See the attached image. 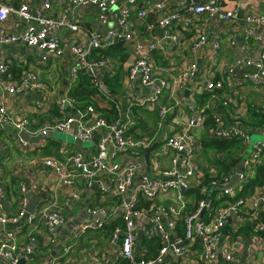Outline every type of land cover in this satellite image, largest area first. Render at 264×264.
I'll return each mask as SVG.
<instances>
[{
	"label": "built area",
	"instance_id": "1",
	"mask_svg": "<svg viewBox=\"0 0 264 264\" xmlns=\"http://www.w3.org/2000/svg\"><path fill=\"white\" fill-rule=\"evenodd\" d=\"M67 3L71 10L52 15L49 13L52 0H43L37 6L27 2L16 6L13 2L0 0V47L22 43L38 48L44 62L64 58L68 51L76 59L71 70L74 80L80 72L88 74L93 87L111 99H114L112 93L99 76V70L105 66L106 60L93 55H98L117 42L133 40L136 37V20H145L151 14L158 15L156 19L146 21V31L153 35V41L148 44L137 43L138 53L144 50L153 52L159 47L160 40L155 36L157 29L162 30L166 38L179 43L182 35L177 28L194 26L195 35L190 42V52L195 55L203 46L211 44L213 55L208 65L214 67L221 60L224 34L210 37L208 24L217 19L235 22L227 43L230 50L237 46L240 28L243 29L246 40L257 42L260 49L255 53L233 52L234 59L226 68V76L216 77L210 71L203 87L205 91L212 93L214 101H218L209 107L214 109V125L209 128L210 136L219 140L236 141L238 147L232 153L234 159L243 161V171L234 186L220 190L231 183L236 175V167L218 176L214 174V169L205 170L201 166L202 142L185 131L206 123V117L199 113L186 120L183 131L165 133L163 138L160 133L141 138L127 134L132 123V106L144 109L156 106L171 82L163 77L157 79L148 59L142 56H138L130 66L128 78L130 81L140 78L145 85H155L156 88L152 94L134 100L125 113L117 103L120 116L114 122H110L94 105L77 109L76 100L71 95L61 98L58 106L60 113H63L65 106H69L74 110L72 114L49 118L47 124L39 126H35L28 117L10 114L6 106L1 104L0 130L3 126L10 125L23 149H28L31 143L23 139L20 132L38 135L50 130L66 133L73 129L75 137L85 142L92 141L98 134L100 137L94 142L95 149L91 151L84 152L62 145L57 149L59 158L45 156L38 159L40 166L50 169L47 176L56 180L57 186L67 189L70 197L62 204L39 197L33 213L26 210V195L29 190L40 191V182H21V203L18 209L12 210L2 184L0 154V264H19L22 257L31 255L34 258L41 250L57 246L61 241L58 227H65L73 220L64 209L71 207L74 200L83 199L85 191H90L94 184H99L98 194L102 199L112 204L89 205L87 217L72 230L74 240L88 232L102 230L111 220L122 218L123 226L117 225L109 237V244L118 248L115 264L120 259L127 260L129 264H237L242 257L243 243L246 240L255 246L254 251L262 249L264 184L256 186L255 189L258 188L250 198L238 197L236 200L214 204L211 197L214 186H218L216 190L220 191L217 199L224 194L237 196L248 180L256 175L257 168L264 165V140L255 144L251 142L253 133L264 136V121L252 126H245L240 121L228 125L222 114V110L231 104L237 105L234 98L239 97L242 90L249 91L254 87L264 101V14L245 11L240 16V10H245L242 0H176L175 8L170 11L166 0H125L122 4L119 0H67ZM87 5L99 8L102 12L99 20L106 27L111 22L105 14L106 10L118 7L113 14L117 29L87 28L86 39L71 46L69 50L50 39L52 32L63 28L80 30L81 26L73 22L71 16L76 8ZM12 14L19 18L14 24L16 28L25 25L23 32H7L4 22ZM238 23H243L244 26L241 27ZM257 28H260L259 32H256ZM10 64V60L0 58V83L4 90L45 92L48 89L49 84L30 70L23 71L19 80H9L6 85L3 84L2 78L8 76ZM241 67L248 71L239 79H233L232 75ZM198 68L196 58L185 61L180 73L171 82L172 93L185 90L189 81L197 75ZM179 104L175 100L174 105H163L158 108L159 116L166 117ZM43 105L41 102L40 106ZM262 107L264 113V106ZM157 141L159 144L153 151L157 153L151 157L149 166L144 158L145 152ZM212 154L220 159L225 158L221 153ZM155 155L160 157L159 161L154 158ZM205 177L209 178L208 182L204 181ZM79 184H82L80 188ZM237 184L239 188L236 187ZM193 186H197L199 194L203 196L199 201L196 200V192L185 193ZM228 218H231V222H228ZM181 219L184 223L183 235L179 234ZM20 227L23 228L15 230ZM141 228L142 237H139L138 231ZM145 239H157L160 243L155 254L149 253L153 247L145 243ZM185 242L187 244L183 245ZM139 246L141 249L137 255ZM71 250V245L65 246L62 254L54 256L50 264H74L71 260L61 262L64 257L69 258ZM252 256V264H264V255L261 260L254 253ZM30 260L25 264H30Z\"/></svg>",
	"mask_w": 264,
	"mask_h": 264
},
{
	"label": "crops",
	"instance_id": "2",
	"mask_svg": "<svg viewBox=\"0 0 264 264\" xmlns=\"http://www.w3.org/2000/svg\"><path fill=\"white\" fill-rule=\"evenodd\" d=\"M4 1L13 2L16 6H20V4L26 2L37 6L40 5L43 0ZM119 1L122 4L125 0ZM245 1L244 8L246 13L250 11H258L264 14V0ZM175 3L176 0H166L168 11L175 8ZM71 9L72 8L69 7L67 0H52V8L49 13L52 15H60L62 12H66ZM117 9L118 7H111L106 10L105 14L107 15L109 21H111L106 27V25H102L99 20V16L102 12L95 5H87L76 8V10L72 13L71 19L73 22L78 23L81 26V29L72 31L68 28H63L52 32L50 34V39L55 40L63 49L69 50L71 46L82 43L86 39L87 28L107 30L114 27L117 29L116 24L113 22V14ZM157 17L158 15L151 14L145 20H136L134 27L136 37L133 40L117 42L109 49L101 51L98 55H93V57L98 56V58L106 60L105 66L99 70V76L105 81L109 91L110 85L111 89L116 92H114L115 95L113 97L117 100V103L123 113H125L126 110H129L131 103L134 100H140L144 96L152 94L156 88L155 85H145L140 78L132 81L129 80V68L138 56L148 59L152 66L153 73L155 74L154 76L157 79L163 77L171 82L178 76L181 71L182 64L185 61H188L193 57L196 58L199 66L197 75L189 81L187 88L185 90H177L175 94H173L172 83L170 82V86L165 89L158 104L146 109L148 112H153L156 117H159V130L155 133H160L162 136L163 132L170 133L172 131H183V129H185L184 124L186 123V120L193 114L199 113L200 115H204L206 117V122L210 119V117L213 118L214 109L209 107H211L213 103H218V101L217 99L214 101L212 99V93L203 89L205 78L210 71H212L213 75H216V77L226 76V68L234 59L233 52L237 51L239 53H248L252 51L255 53L260 49V46L252 39L246 40L244 31L240 28L237 46L235 49L230 50L227 43L229 32L235 27V22H226L217 19L209 21L208 24L210 37H214V35L217 34H224L221 41V60L214 67H210L208 65V61L213 55V48L211 44L203 46L195 53V55L190 52V42L195 35L194 26L191 28H177L179 34L182 35L179 43H174L170 39L166 38L163 31L157 29L155 31V36H157L160 40L159 47L153 52L144 50L142 53H138L136 51L137 43L141 42L143 44H148L153 41V35L146 31V21L154 20ZM18 19V16L12 14L5 20L4 26L8 33H21L25 30V25L19 26L18 28L14 26ZM238 24L241 25V27L244 26L243 23ZM259 31L260 28H257L256 32ZM0 58L11 61L8 76L2 78L3 84L6 85L9 80H19L25 70L36 72L49 84V87L45 92L28 90L23 92H8L3 89V86L0 83V105L4 104L10 114L28 117L35 124V126H39L47 124L49 118L63 117L74 112V110L69 108V106H65L63 113L58 111L59 101L61 98L68 97L70 95V90L77 84L79 78L78 76V78L74 80V75L72 74L73 71L71 72V70L76 62V59H74L68 51H66L64 58L44 62L41 50L29 47L22 43H16L0 47ZM50 63L52 66L54 64V67L48 71ZM68 67L70 70L69 73ZM15 69H19L21 72H17ZM247 71V68L241 67L236 74L232 75V78L237 80ZM187 89H190V91L189 96L186 97ZM216 93L219 92L217 91ZM175 100L179 101L180 104L176 105L173 110L166 115V117L161 118L158 114V108L163 105H174ZM41 102L44 103L43 106H40ZM234 102H236L237 105L231 104L229 107L222 110L223 120L228 125H232L235 121H240L242 124H245V126H252L261 124L262 121H264V118H261L264 114L262 112L264 101L254 87L249 91L242 90L239 97L234 98ZM134 108H138L140 110L144 109L132 106V109ZM207 110L210 111V114L206 112ZM251 112H261V114L260 116H258L259 114L253 116ZM210 127H208L205 123L203 126H196L185 131L189 132V134L193 137L200 139L202 142L203 151L201 154V161L204 155H207L214 163L219 164L220 174H223V159L219 158L220 162H217L216 157L212 154L214 150L215 152L217 150L213 146H211V149H208L210 146H206L203 142V139L205 138H213L210 136ZM14 131L15 130L10 125H5L0 130L2 184L7 192V201L11 204L12 210H15L16 208L18 209V206H20L21 203V196L19 192L20 183L25 182L28 184L31 180H37L42 186L40 191L35 192L32 190L40 197V199H49L53 202H57L58 204H62L70 197V192L63 188V186H57L56 180H52L47 176V172H49L50 169L48 167L40 166L38 159L45 156H55L59 158L57 152L54 155L48 154L47 150L49 149L47 147H56V149H58L59 146L67 145L74 149L81 148L73 144H68L60 140L50 138L53 140V142H51L48 141L49 138H46L41 141V145V142L38 143L39 146H36L37 144H31L28 149H23L18 143ZM145 136L149 135H144L143 137ZM233 145L234 147L230 148V151L226 153L225 158L232 157L234 159L232 152L237 149L238 145L237 143H234ZM93 149H95L94 143L91 147H85V151L83 149L81 150L86 152ZM153 151L154 149L150 151L149 162L151 157L157 153L156 151ZM154 158H156L157 161L160 160V157L158 158L157 155H155ZM201 161L200 164L205 170L214 169L210 167L209 159L205 162ZM240 161L242 160L240 159ZM237 166H235L236 173ZM81 185L79 184L78 187ZM236 187L239 188V184H237ZM256 189H254L255 191L252 194H249L246 197L250 198L252 195L254 196ZM98 192L99 188L98 191L93 190V188L90 191L87 190L83 195V199L74 200L71 207L64 209V212L71 216L73 220L71 223L67 224V226L58 230L61 240L60 243L57 246L41 250V253L35 255L34 258L30 260V264H50L54 256L62 254L63 248L67 245H71L72 250L68 254L69 258L66 259V257H64L61 259V262L71 260L74 264H115V259L118 256V248L117 246L112 247L109 244L110 233L107 234L104 228L102 230L95 231L97 233H92L90 236L85 234L75 240L72 232L73 228L79 224H76L75 221L78 220V222H81L87 217V207L89 205L112 204L110 201H104ZM0 228H2V225H0ZM22 228L23 227H20L15 230H20ZM138 235L139 237H142V228L139 229ZM63 240L66 243L62 246L61 243ZM254 249L255 246L246 240L243 243L242 257H240L237 264H252L251 261L253 259V253L256 257H259V260H261L264 255V247L262 249H256L255 251ZM53 252H56V254L53 255ZM136 252L138 255L139 248ZM96 261H98V263H96Z\"/></svg>",
	"mask_w": 264,
	"mask_h": 264
},
{
	"label": "trees",
	"instance_id": "3",
	"mask_svg": "<svg viewBox=\"0 0 264 264\" xmlns=\"http://www.w3.org/2000/svg\"><path fill=\"white\" fill-rule=\"evenodd\" d=\"M55 60V59H52ZM56 66V65H55ZM54 67L49 65V69L48 71ZM57 67V66H56ZM17 72H21V70L19 69H15ZM20 76V74H19ZM18 76V77H19ZM110 87V91L112 93V95L114 96V90L111 89ZM116 93V92H115ZM70 95L75 98L76 100V108L77 109H84L86 108L88 105H94L95 108L103 114V116H105L110 122H114L117 118H119L120 116V111L118 109V105H117V100L111 99L105 95H103L102 93H100L96 88L93 87L92 83H91V79L88 76V74L86 73H80L79 74V78H78V82L77 84L70 90ZM59 111V110H58ZM60 112V111H59ZM207 113L210 114V111H206ZM251 114L260 116L261 112H251ZM131 119H132V123L129 127V130L127 132L128 135L133 136L134 138H141L144 135H149L152 136L155 134V132H157L159 130V117H156L155 114L153 112H148V110L146 109H138V108H134L132 109L131 112ZM261 118H264V114L262 115ZM211 119V121H210ZM210 119H208V121L206 122V125L208 127L213 126L214 125V120L212 117H210ZM263 122V121H262ZM48 141L53 142L52 139H48ZM203 142L206 146H213L214 148L220 149L226 153H228V151H230L231 147H234V143H236V141L234 140H219V139H214V138H205L203 139ZM42 144V142L40 143V145ZM57 144V143H55ZM38 146V144L36 145ZM49 150H47L48 154L54 155L57 152L56 147H47ZM227 157V156H226ZM240 161V159H233L232 157H227L225 159L222 160V164H223V169L224 172H228L230 169H232L233 167L237 166L238 162ZM209 178L205 177L204 181L208 182ZM264 183V165H261L258 167L257 169V175H255L253 178H250L248 180V183H246L243 188H241L237 194V196L235 197H230L227 194H224V196H222L220 199H217V195L220 193V191L216 190V187L218 186H214V191L212 194V200L214 204H219V203H223V202H227L228 200H236L238 197H246L249 194H252L254 192V189L256 186H259L261 184ZM196 192V200L199 201L203 196L201 194H199V188L197 186H193L191 187L189 190H187L185 193L186 194H190ZM124 221L122 220V218H116L114 220L109 221L105 227L104 230L106 231L107 234H111L112 230L117 226V225H122L123 226ZM183 221L182 219L179 222V234L183 235L184 229H183ZM106 234V235H107ZM264 235V232H263ZM147 244H151L153 249L152 251H150V254H155L157 252V249L160 247V243L157 241V239H153L148 241L147 239H145L144 241ZM117 264H129L127 260L125 259H120Z\"/></svg>",
	"mask_w": 264,
	"mask_h": 264
},
{
	"label": "water",
	"instance_id": "4",
	"mask_svg": "<svg viewBox=\"0 0 264 264\" xmlns=\"http://www.w3.org/2000/svg\"><path fill=\"white\" fill-rule=\"evenodd\" d=\"M243 3H245L246 1L245 0H242ZM245 13V10L244 9H241L240 10V16H243ZM234 22V21H233ZM70 72L69 70V67H68V73ZM71 74V73H70ZM263 75H264V72H263ZM189 91L190 89H187L186 90V97L189 96ZM78 118V117H77ZM57 131H48L46 133H41V134H38V135H30L26 132H20L19 135L25 139L26 141H28L29 143L31 144H38L39 142L43 141L44 139L46 138H52V139H55V140H61L60 138L57 137ZM66 133H69V134H72L74 135V130H70L69 132H66ZM164 134L165 132H163L162 134V138L164 137ZM100 137V135H96L94 137V139L91 142V144L93 145V143L98 140V138ZM84 143L85 141H82L81 139L79 138H76L75 135H74V143L73 145H76L78 146L79 148L83 149L84 150ZM71 144V143H70ZM159 144V141L155 142L149 149L146 150L145 152V160L146 162L148 163V165L150 166V162H149V154H150V151L153 150L157 145ZM85 151V150H84ZM243 171V161H240L238 166H237V173L236 175L234 176V178L232 179L231 183H229L227 186L225 187H221L220 190H224L225 188H228V187H231V186H234L236 184V182L239 180L240 178V174L242 173ZM93 190H96L98 191V188H99V185L98 184H94L92 186ZM27 197H28V204H27V207H26V210L27 212L29 213H33L35 208H36V205L38 204V201H39V196L34 193L32 190H29L27 192ZM228 222H231V218H228ZM75 223H79L78 220L75 221ZM62 227H58V230L61 229ZM122 236H120L121 238ZM65 241L63 240L62 241V246L65 245ZM187 244V242H185L183 245ZM141 249V247L139 246V250ZM56 252H53V255H55ZM33 256H25V257H22L19 264H25V262L27 260H30L32 259ZM139 257L137 258V260L139 261Z\"/></svg>",
	"mask_w": 264,
	"mask_h": 264
},
{
	"label": "rangeland",
	"instance_id": "5",
	"mask_svg": "<svg viewBox=\"0 0 264 264\" xmlns=\"http://www.w3.org/2000/svg\"><path fill=\"white\" fill-rule=\"evenodd\" d=\"M57 133V137L60 138L62 142H65V143H68V144H73L74 143V135L72 134H69V133H65V132H56ZM264 140V136L262 134H259V133H253L251 135V142L253 144L255 143H258L259 141H262ZM91 142L90 141H86L84 143V147H91ZM208 149H211V146L208 147ZM217 151L215 152V150L212 152V153H221V154H224L226 155V152L220 150V149H217L215 148ZM209 159V163H210V167L214 168V174H217L218 176H220V167H219V164L218 163H214L213 160H211L207 155H204V157L202 158V161L201 162H205ZM217 159V162H220L219 158L216 157ZM92 233H97V232H88L86 233V235L90 236Z\"/></svg>",
	"mask_w": 264,
	"mask_h": 264
}]
</instances>
